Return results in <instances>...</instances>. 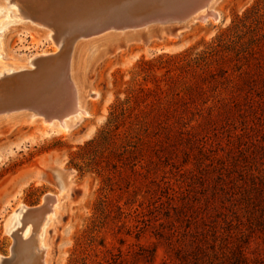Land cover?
<instances>
[{
	"label": "rangeland",
	"instance_id": "obj_1",
	"mask_svg": "<svg viewBox=\"0 0 264 264\" xmlns=\"http://www.w3.org/2000/svg\"><path fill=\"white\" fill-rule=\"evenodd\" d=\"M19 1L29 15L54 28L58 44L44 38L42 28H25V22L7 15L3 20L0 11L8 52L3 63L20 64L36 57L30 72L0 83V109L45 95L59 96L58 73L48 56L57 52L54 59L62 68L69 47H74L72 55L77 52L78 41L73 38L79 33H70L69 28L79 17L143 18L174 4L172 0ZM256 2L221 0L215 7L217 22L196 23L177 35L178 27H171L167 35L147 44L131 43L100 62L86 76L98 93L88 98L89 115L67 133L49 131L39 123L0 124L2 264H33L32 251L24 250L26 241L20 236L22 225L31 223L30 215H24V223L12 235L5 222L20 204L34 209L47 194L58 193L51 182L35 180L38 169L50 177L46 167L73 172V187L59 221L47 228L49 264H203L200 246L212 256V248L228 253L237 244L248 257L264 258L263 232L236 236L238 228L247 226L242 201L246 193L252 195L255 188L264 200V9L254 26L255 38L262 41L245 58L219 50L208 65L187 70L179 68L174 58L185 51L193 55L207 51L236 16H243ZM131 95L130 107L114 130L115 144L76 160L80 148L106 127L113 108ZM106 179V202L99 216L98 200ZM97 217L100 223L91 231ZM185 254L187 263L179 260Z\"/></svg>",
	"mask_w": 264,
	"mask_h": 264
},
{
	"label": "bare ground",
	"instance_id": "obj_2",
	"mask_svg": "<svg viewBox=\"0 0 264 264\" xmlns=\"http://www.w3.org/2000/svg\"><path fill=\"white\" fill-rule=\"evenodd\" d=\"M220 1L221 0H172L174 4L170 11L173 14H167V11L162 9L157 11L154 10L158 14L157 16H148L143 19H137L135 17L126 19L122 14L120 16L112 14L107 18L96 21H88L84 16L79 17V21L76 22L72 28H69L70 33H74L75 31L79 33V35L73 38V40L78 41L77 52L72 55L71 50L74 47H69L68 52L69 54L71 52V57L68 54L66 64L62 68L61 64L56 63L57 60L54 59V55H56L57 52L53 50V57L50 58L48 56V58L54 62V68L56 69L55 73H58L56 90L59 93V96H57L59 99L57 104L60 105L61 109L59 114L56 117L46 118L43 113L35 112L36 110L33 109L35 108L33 105H37L36 107L40 109L41 103L44 101L45 103L48 101L51 107H53L52 105H54L55 99L57 98L50 99L52 95H45V98L40 96L41 98H36L35 101L28 104L17 103L18 105L14 104V106L1 108L0 124L2 122H10L13 124L39 123L49 131L67 133L89 115L86 109L88 98H94L98 95L86 78L87 74L91 73L96 65L121 51L123 47L131 43L147 44L157 37L167 35L171 27H178L175 33L177 35L196 23H205L209 20L217 22L219 14L216 12L215 7ZM86 2L92 4L91 1ZM0 11L3 13V16L5 15L4 18L2 17L3 20L10 17L20 23L25 22V28L31 30L42 28L43 31L40 33H42L44 38H49L55 44H58L54 39V28L49 27L44 22H39L32 15H29V9L19 0H0ZM41 11L42 9L39 8V12ZM6 15L8 17H6ZM37 31H39V29H37ZM1 32L2 31H0V33ZM66 35H64V37ZM80 36H84V39L79 38ZM5 43L6 37L1 33L0 83L9 80L10 77H18L21 73H26V71L30 72L31 68L35 66L34 60L36 57L28 58L20 64L3 63V56L5 54L8 55ZM54 43L53 45L55 46ZM2 91L3 90H1V93ZM1 102L2 101H0V103ZM46 168L51 173L50 177L42 169H38L35 180L37 182H51L58 188V193L55 195L47 194L43 198V202L34 209L28 210L25 205L20 204L5 222V230L12 235L19 226H21L24 215H30L32 219L31 223H24L23 221L24 225L21 227L20 236L23 241H26L24 243V250L28 254H30V250L32 251L30 256L33 259V264H49L48 258L51 242L50 237H48L47 228L58 223L60 210L64 208L65 201L73 187L71 179L73 172H63L60 169ZM2 263L3 260L0 257V264ZM27 263L28 262H26V264Z\"/></svg>",
	"mask_w": 264,
	"mask_h": 264
},
{
	"label": "trees",
	"instance_id": "obj_3",
	"mask_svg": "<svg viewBox=\"0 0 264 264\" xmlns=\"http://www.w3.org/2000/svg\"><path fill=\"white\" fill-rule=\"evenodd\" d=\"M261 9H264V0H257L255 5L252 6L251 9L247 10L243 16L235 17L231 26L217 37L216 43L210 45L207 48V51L194 55L191 52L185 51L184 53L175 56L174 58L177 59V65H179V68L187 70L193 67L201 68L206 66L208 65L207 63L209 59L219 50L231 51L234 53V57L237 59L240 57L245 58L248 54H251L253 49L257 47V41H260L261 39L264 40V33L261 35V39L255 38L254 34V26L260 23L258 17L261 16L259 14ZM247 34L251 35L249 36L248 40L244 41L243 39ZM222 72L224 74L226 73V71ZM131 100L132 95L128 96L124 102L118 103L113 108L106 127L100 131L97 139L86 142L84 146L80 148L79 153H77L75 156L76 160L84 159V156L90 154L91 152L93 153L99 150L101 152V149L107 150L109 145L115 144L114 130L118 128L121 119L125 116L126 111L130 107ZM108 186L109 179H106L103 181V194L98 200L97 211H99V216H101L104 211L106 202L105 192L107 191ZM255 190L256 189L253 188L252 195L247 192L245 197L242 199L244 209L247 213V226L244 229H237L236 236H239L240 238L243 236H248L246 235L247 232L250 234L255 230H259L260 232L264 233V200L261 199ZM260 203H262L263 206H261ZM99 219L100 217H97V219L92 222V227L90 229L91 231L95 230V228L98 226L100 223ZM226 249L228 248L226 247ZM197 250L200 251V260L202 259L203 264H264V258L248 257L245 252V248H242V246H239L238 244L236 247H234V249L228 251V253H226L224 249L216 251L212 248V256L205 254L201 246ZM176 255V257L179 256L177 252ZM186 256V254L182 256L180 255L179 260H182L184 263L189 262V259H187Z\"/></svg>",
	"mask_w": 264,
	"mask_h": 264
},
{
	"label": "water",
	"instance_id": "obj_4",
	"mask_svg": "<svg viewBox=\"0 0 264 264\" xmlns=\"http://www.w3.org/2000/svg\"><path fill=\"white\" fill-rule=\"evenodd\" d=\"M172 9V6L170 7V9L169 10H165V11H167L166 13L167 14H173V13H171V10ZM157 16L158 14L155 12V13H153V14H149V17H151V16ZM123 17L124 18H129V17H126V16H124L123 15ZM148 17V16H147ZM132 18V17H131ZM134 18V17H133ZM135 18H137V19H143V18H146V17H143V18H139V17H135ZM59 99H58V97H57V99H55V103H54V105H52L53 107H51V105H50V103H48V101H47V103H45V101L44 102H42L41 103V108L39 109V108H37L36 106L37 105H33L35 108H33V109H35L36 111L35 112H41V113H43L44 115H45V117L46 118H50V117H56L58 114H59V112L61 111V109H60V105L59 104H57V101H58Z\"/></svg>",
	"mask_w": 264,
	"mask_h": 264
}]
</instances>
